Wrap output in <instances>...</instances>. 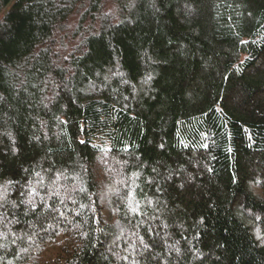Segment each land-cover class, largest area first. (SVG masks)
I'll use <instances>...</instances> for the list:
<instances>
[{
	"label": "trees",
	"instance_id": "16d2710c",
	"mask_svg": "<svg viewBox=\"0 0 264 264\" xmlns=\"http://www.w3.org/2000/svg\"><path fill=\"white\" fill-rule=\"evenodd\" d=\"M4 185L64 217L0 226V264H125L149 226L170 264H264V0H0Z\"/></svg>",
	"mask_w": 264,
	"mask_h": 264
},
{
	"label": "snow or ice",
	"instance_id": "6c2138e0",
	"mask_svg": "<svg viewBox=\"0 0 264 264\" xmlns=\"http://www.w3.org/2000/svg\"><path fill=\"white\" fill-rule=\"evenodd\" d=\"M238 70L239 69L237 68V71ZM33 87H35V85ZM63 123H67V122L64 121ZM204 140H207V137H204ZM80 143L85 144L86 142L84 140H81ZM201 147L207 150L209 145L205 142H202ZM249 147H251V145H249ZM104 150L111 151V149H104ZM12 151L15 152L16 149H12ZM230 151L231 149L229 148V152ZM209 171H211V169H209ZM153 172H156V169H153ZM138 179H139L138 176L135 177V180ZM170 179H172L171 175L165 177L166 181ZM135 180H133V183H135ZM40 183L43 184V180H41ZM148 183H152V181H149ZM80 191H85V189L81 188ZM8 192H9V185H4L2 191H0V226L13 224V223L19 224L22 222L21 217L27 218L30 215L36 216L38 210L44 215L45 219H47L48 216L52 215L54 211L58 213V217H56L57 219L64 217L63 212H60L59 209H55L54 205H49L45 201V198L39 195V191L35 186H28V187L21 186L20 188L17 189L18 195L16 196L15 199L12 200L8 198ZM46 195L49 197V199H51L53 196L59 198L60 193L55 189H48L46 191ZM38 196H39V201L37 202L36 198ZM72 202L76 203L77 201L73 199ZM60 203L63 204L64 201L60 200ZM148 204L149 205L152 204V201H148ZM81 207H83V205H81ZM142 207L144 206H141L138 202H136L135 206L130 208L129 210L136 216H145V222H147V220L153 219L151 215H146L145 212L142 211ZM159 207L160 205L157 204V208ZM10 215L11 217H13V219H9ZM76 215L79 216L80 213L77 212ZM154 218L156 220H159L160 216L156 215ZM147 231L149 236L152 237V239L150 241H146L143 235L134 232L133 235L135 239H132L131 242L126 241L128 255H122L120 259L123 260L125 264H129V261L130 264H152L153 260L157 261V264H161V262H168V264H170L168 256H165L162 253L155 252L154 249L156 247H161L162 249L167 250L170 256L172 251L175 250L173 245L168 244L166 238L164 237L160 238L161 244L157 245L156 238L159 237V232L156 231L155 229H152L150 226L148 227ZM0 238L7 239V237L4 235L2 230H0ZM175 251L178 252V250Z\"/></svg>",
	"mask_w": 264,
	"mask_h": 264
},
{
	"label": "rangeland",
	"instance_id": "374dc122",
	"mask_svg": "<svg viewBox=\"0 0 264 264\" xmlns=\"http://www.w3.org/2000/svg\"><path fill=\"white\" fill-rule=\"evenodd\" d=\"M105 13L110 15L111 14V9H107L105 11ZM74 25H75V21L73 22V20L69 24L66 25L67 26V27H65V31L66 32L62 31L61 36H60L61 39L65 38L66 42H69V43L71 42L72 43V41L70 39H68V35L72 36V35L76 34V32H74V30H75ZM55 38H56V36H55Z\"/></svg>",
	"mask_w": 264,
	"mask_h": 264
}]
</instances>
